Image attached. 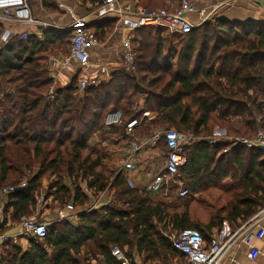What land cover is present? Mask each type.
<instances>
[{
  "label": "trees",
  "instance_id": "obj_1",
  "mask_svg": "<svg viewBox=\"0 0 264 264\" xmlns=\"http://www.w3.org/2000/svg\"><path fill=\"white\" fill-rule=\"evenodd\" d=\"M77 1L96 8L101 0ZM134 1L148 10L166 6V0ZM40 2L46 12H58L55 0ZM116 22L105 17L88 27L102 42ZM4 27L0 22V35ZM70 40L69 28H47L40 37L21 33L0 47V188L25 181L22 191L7 197L0 232L10 228L8 221L33 214L44 189L45 197L62 207L71 202L78 211L77 220L55 221L42 241L29 239L25 250L5 241L0 264H91V259L121 264L113 247L128 258L134 251L143 262L185 264V255L171 244L172 232L197 229L207 245L212 229L223 222L236 229L264 207V151L236 145L222 153V142L203 136L215 124L230 136L264 131V22L216 15L181 35L176 45L160 30L141 27L132 36L134 70L114 72L82 92L78 73L57 86L48 72L51 53L67 56ZM166 43L176 52L175 68L161 61ZM138 96L149 114L132 130L134 138L150 135L157 124L200 138L183 147L180 174L192 197L221 192V206L200 200L209 209L205 223L187 205L169 206L129 188L104 163L105 152L89 147L93 134L124 135L126 123L140 117ZM115 110L122 123L106 128L104 118ZM82 182L93 194L112 192L110 204L85 211L91 196Z\"/></svg>",
  "mask_w": 264,
  "mask_h": 264
},
{
  "label": "built area",
  "instance_id": "obj_2",
  "mask_svg": "<svg viewBox=\"0 0 264 264\" xmlns=\"http://www.w3.org/2000/svg\"><path fill=\"white\" fill-rule=\"evenodd\" d=\"M223 4H213L210 6L198 7L190 0H180L178 6L174 8H156L148 10L137 4L134 0H101L99 5L93 10L95 19L113 17L117 21V30L121 31V45L123 50L124 70L130 73L134 70L132 32L141 27H165L178 35H183L193 28L213 19L218 15V11ZM42 10L41 4L37 7ZM32 3L29 0H0V22L5 24L0 35V47L4 45L12 36L17 33L12 25H30L42 29L51 27V24L44 19L34 15ZM195 14L196 21L190 19L189 15ZM88 20L85 17L73 19L66 28L71 32V48L67 56H53L48 61V72L51 77L75 63L76 68L86 71L89 66L91 50L98 46L99 40L94 32L88 27ZM25 34V33H24ZM92 84L88 78L78 79V90ZM148 111H142L138 119L134 118L126 123L124 135L117 138L118 142L126 145V153L121 157L116 174H121L125 178L127 186L136 188L130 174L136 171V159L140 151L146 146L155 147L161 138L165 144L166 152L164 164L160 172L151 182L146 184L143 190L156 194L160 200L167 204V200L176 199L184 201L190 198L188 188L180 174V168L185 164L186 158L183 147L191 145L200 138L194 137L190 133L179 132L174 129H155L148 136L134 138L132 130L137 127L141 120L147 116ZM122 123L120 111L115 110L106 114L104 125L109 128ZM94 135V134H93ZM208 142L226 143V149L241 145L247 149H259L264 151V131L256 130L252 137L247 136H227L222 132H215L212 137L206 138ZM25 181L18 186H24ZM17 187L8 185L0 188V225L4 220V207L7 197L15 192ZM158 198V199H159ZM43 197L40 198V201ZM39 201V200H38ZM74 207L72 203L66 204L57 211L56 221L73 219ZM264 221V207L258 210L252 217L243 222L236 229H232L228 223L223 222L220 228L211 231L210 242L206 245L199 230L194 228H184L171 233L169 239L172 246L185 255V264H219L222 257L240 243L250 245L255 238L256 231L264 226L260 222ZM17 233L9 231L0 232V245L10 240L17 243L23 238L25 241L35 239L42 241L45 238L47 227L50 221L38 220L36 214L23 216L18 223H14ZM9 224L6 223L5 226ZM111 254L121 262V264H182L178 260L171 263L143 262L138 255L133 254L131 258L126 257L123 250L113 247Z\"/></svg>",
  "mask_w": 264,
  "mask_h": 264
},
{
  "label": "crops",
  "instance_id": "obj_3",
  "mask_svg": "<svg viewBox=\"0 0 264 264\" xmlns=\"http://www.w3.org/2000/svg\"><path fill=\"white\" fill-rule=\"evenodd\" d=\"M74 1L77 0H55V4L58 8V12L48 13L46 10L41 6L42 10H38V6L41 3L40 0H33L32 6L34 10V15L44 19L46 22L51 24L49 28L55 29H64L66 28L69 23L79 17H85L88 20V25L92 22H95L99 19H95L92 15V12L95 8H92L90 4L83 5L84 7L75 6ZM72 2V3H71ZM78 2V1H77ZM178 0H166L168 3L165 7L174 8L178 6ZM223 4L221 9L218 11V15H222L229 20H239L243 21L244 19H250L255 22H264V16L261 12L259 16H256L257 8L253 6H257L252 0H198L196 5L200 6H210L213 4ZM237 5V6H236ZM240 5V6H239ZM256 9V10H255ZM256 13V14H255ZM190 19L194 22L197 19L195 14L189 15ZM105 18V17H104ZM113 18V17H110ZM103 19V18H100ZM115 19V18H114ZM30 25H12L13 29L17 30V34H36L38 37L41 36L42 28L35 26L34 31H30L28 28ZM117 22L109 34L105 41L100 42L99 45L94 47L90 52L89 58V66L87 67L86 71L79 70L76 68L75 63H72L71 66L68 68L59 71L54 79V82L57 86H65L70 83L71 78L75 74H79V78H88L92 82V84H97L101 81L109 80L110 76L114 72H118L124 70V60H123V50L121 45V31L117 30ZM155 28V27H153ZM162 27H156L159 29ZM4 30V29H3ZM14 35V36H15ZM133 36V32H132ZM165 38V36H163ZM133 46V44H132ZM169 43L165 44L164 51L161 55L162 63H168L171 65L172 68H175V63L177 59L176 52L170 53L169 51ZM134 52V50H133ZM54 55H50L49 59L55 55L59 57H64L62 54L53 53ZM48 59V61H49ZM144 102V100H143ZM140 104V103H139ZM138 106V102H137ZM141 114L142 111H147L146 109L141 106L138 110ZM149 113V112H148ZM119 136H99L98 134L92 135L89 140L88 144L90 148L93 149H109V151H114L118 157V160H121V157L126 153V145L123 142H118L117 138ZM146 149V151H145ZM155 149L151 146H146L143 148L139 155L137 156L136 160L142 158L143 155H149V150ZM106 151V150H105ZM164 164V162H163ZM152 164L147 163L145 168H138L136 171L130 174V177L136 184V188L142 190L146 184L151 182L153 178L160 172L159 169L156 172L152 171L151 168ZM163 167V166H162ZM80 187L85 193H89V189L86 187L85 183H80ZM100 193V192H99ZM154 198H157L156 194L150 193ZM87 211L86 208H84ZM78 211L76 209L73 210V215L75 217L71 220H77ZM57 217V215H56ZM51 221V220H46ZM227 223V222H226ZM10 228L7 230L10 233H17V228L15 224L10 221L7 222ZM260 225L264 226V221L260 222ZM259 228L256 231L255 238H253L250 245H246L244 243H240L235 246L231 251L225 254L222 259L220 260L219 264H264V234L263 230ZM28 242V240H24L23 238L20 239L19 242L16 244L20 245L23 250L27 249V246H23ZM27 245V244H26ZM1 246V245H0Z\"/></svg>",
  "mask_w": 264,
  "mask_h": 264
},
{
  "label": "rangeland",
  "instance_id": "obj_4",
  "mask_svg": "<svg viewBox=\"0 0 264 264\" xmlns=\"http://www.w3.org/2000/svg\"><path fill=\"white\" fill-rule=\"evenodd\" d=\"M29 1L32 2L33 0H29ZM179 1L180 0H178V2ZM196 2L197 1H194L195 4H196ZM74 4H75V6L84 7L79 1L78 2L74 1ZM167 4L168 3H166V5ZM253 7L257 8V10H259L257 12V14L255 13L256 16H259V14L261 12L263 13L262 16H264V8L262 6L257 5V6H253ZM158 8H160V7H158ZM164 8H169V7H164ZM28 29L30 31H34L36 28H35V26H30ZM158 30H160V34H162V36H165L166 39L170 38L174 45L180 43L181 35H178L175 32H172V31H170L169 29H167L165 27L159 28ZM54 52L57 53V54H62V56L65 55L64 53H62L60 51H53L51 53V55H54L53 54ZM141 106H144L143 97L142 96H138V107H137V109L139 110V108H141ZM155 129L168 130L169 128L167 126H165V125H161V124L158 125L157 124L155 127L152 128L151 132L154 131ZM172 129H174V128H172ZM210 130H211L210 133L203 134V136H205V139L215 135L216 131L222 132L223 134H225L227 136H230V135L227 134L226 130L224 128H222L221 126H219L218 124L213 125ZM161 141H162V139L160 138L158 140L157 144L154 147L155 149H153V150L150 149L149 150V155H143L142 158H140L139 160H136V162H135L136 167H138L140 169L141 168L143 169V168L146 167L147 163H149V166H150V164H152L151 168H152L153 172H156V171H158L159 169L162 168L163 162H164V157H165V152H164V150L161 151V149H160V148H163L162 147L163 145H162ZM222 144L225 145L226 143H222ZM226 147L227 146L225 145L224 149H226ZM102 151L105 152V155H106V159H104V163L109 168H111L114 171V174H116V170H117V168H118V166L120 164V160H118V158H119L118 155L114 151L110 152L109 149H105L104 148V149H102ZM145 151H146V149H145ZM67 182H68V180H67ZM45 186L46 185H44V188H45ZM45 190L46 189L43 190L44 192L42 193V196H40V198L43 197V199L41 201H40V198L38 199L39 200L38 201V206H36V209L34 210L33 214H36L38 220H43V221L51 220L50 224L48 225V227H49L50 225L55 223L57 211L60 208H63L66 204H69L71 202H66L65 205L62 207L61 205H58L57 203L53 202L51 196L50 197H45V194H46ZM88 194L91 196L90 197L91 198V204H90V206H88L89 208L86 207L87 210L96 209V208H99L100 206L110 204V200H111V196H112V192H110V191H102L100 193L93 194L92 190L89 189V193ZM158 198H159V196H158ZM158 198H156V199H158ZM202 198H205L209 202H214V201L217 200V204H219V206H221L223 204V197H222L221 192L218 191V190H213V189L205 191V192H203L201 194H196L193 197L191 196L190 198H188V199H186V200H184L182 202L178 201L176 199H173V198L167 200L166 202H167V204L169 206L187 205L189 207V209H190V212L192 214H194L195 216H197L200 219V221L205 223L207 221V218H208L209 209L206 208V206L204 204L200 203V200ZM159 200H160V198H159ZM26 244L25 245L23 244V246L24 247L25 246L28 247L29 240H28V242ZM2 248L3 247L1 245L0 246V254L2 253ZM132 254H135V252L133 251ZM89 261H90L91 264H99V260L91 259Z\"/></svg>",
  "mask_w": 264,
  "mask_h": 264
},
{
  "label": "water",
  "instance_id": "obj_5",
  "mask_svg": "<svg viewBox=\"0 0 264 264\" xmlns=\"http://www.w3.org/2000/svg\"><path fill=\"white\" fill-rule=\"evenodd\" d=\"M254 3H256L257 5H259V6H262L263 8H264V0H252ZM223 18H225V17H223ZM235 21H237V20H235ZM239 21V20H238ZM243 21H246V22H255V21H253V20H250V19H245V20H243ZM23 190V186H20V187H17L16 189H15V192H20V191H22Z\"/></svg>",
  "mask_w": 264,
  "mask_h": 264
}]
</instances>
